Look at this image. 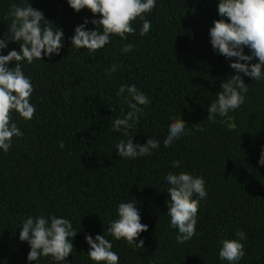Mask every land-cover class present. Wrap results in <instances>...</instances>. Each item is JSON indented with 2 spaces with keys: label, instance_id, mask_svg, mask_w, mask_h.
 <instances>
[{
  "label": "trees",
  "instance_id": "16d2710c",
  "mask_svg": "<svg viewBox=\"0 0 264 264\" xmlns=\"http://www.w3.org/2000/svg\"><path fill=\"white\" fill-rule=\"evenodd\" d=\"M25 2L0 0V39L7 37L12 22L10 5ZM218 2L156 0L144 14L151 21L147 34L140 35L142 21L137 18L135 34L125 40L111 35L109 44L91 53L71 46L69 38L85 18L86 29H95L90 21L99 14L88 8L77 12L67 0H28L54 30L62 29L64 44L59 55L23 62L34 85L30 102L36 111L27 121L12 112L24 135L13 137L7 153L0 149V264H57L51 256L28 261L30 245L19 239L22 220L40 215L72 222L77 234L69 264H97L89 259L85 240L97 234L112 242L119 264H229L218 256L219 241L239 239L237 229L246 239L245 255L236 264H264V165L258 162L264 149V80L241 74L249 88L244 104L227 116L217 115L215 122L207 119L222 81L235 74L230 59L210 42L209 29L221 19ZM128 43L133 49L121 53ZM12 49L19 51V44L9 42L0 54ZM244 51L250 54L248 48ZM113 64L117 70L109 74L106 69ZM124 84H135L151 101L142 106L138 121H130L127 135L123 128H112L117 117L131 111L116 95ZM173 115L188 130L165 147ZM132 137L139 144L152 137L160 147L150 155L122 158L115 145ZM173 161H180V167H172ZM170 171L189 172L206 182L196 234L183 244L176 242L177 229L170 227L167 214L169 185L164 177ZM133 200L141 221L148 224L135 241L143 239V248L107 231L118 219V204Z\"/></svg>",
  "mask_w": 264,
  "mask_h": 264
},
{
  "label": "clouds",
  "instance_id": "9594fccd",
  "mask_svg": "<svg viewBox=\"0 0 264 264\" xmlns=\"http://www.w3.org/2000/svg\"><path fill=\"white\" fill-rule=\"evenodd\" d=\"M70 7L79 12L88 8L91 12L99 14L98 19L90 22L96 25L95 29L88 30L86 25L89 19L74 29L70 37L71 46L78 49H87L91 53L109 44L111 35H118L121 40L133 35L136 29L133 22L139 18L142 21L140 35L144 36L151 30V21L145 19L144 14L151 12L156 6V0H67ZM218 14L221 19H216L209 29L210 42L213 50L230 59V68L235 74H230L221 83V91L216 94V99L208 105L207 119L215 122L216 116H227L230 111L238 109L245 102L249 91L243 75L255 81L264 80V0H219ZM8 15L12 22L8 26V35L0 39V52L8 47L9 42L19 44V51L9 50L6 55L0 54V149L7 153L12 145L13 137L20 138L24 133L12 120L15 111L24 120H31L36 111L35 105L30 100L34 91L31 78L25 76L23 62L28 64L34 60H43V56L59 55L64 44V33L58 27L54 30L49 19L43 12L32 7L28 0L25 3L10 5ZM226 17L227 19H224ZM53 23V22H52ZM131 43L121 48V53L133 49ZM248 48L250 54L244 49ZM235 58L234 60L231 58ZM258 62L249 63L253 59ZM15 62L14 67H9L10 62ZM118 65L113 64L106 69L109 74L117 70ZM127 93L125 96L124 94ZM128 102L131 109L123 118L117 117L112 128L116 131L133 127L132 122L139 120V114L144 112V107L150 104L148 96L137 88L135 84L121 85L116 93ZM186 122L173 115L164 138V146L170 147L181 135L186 134ZM197 131H203L196 124ZM60 147L64 143L60 142ZM116 152L122 158L136 159L150 155L153 149L160 147L158 140L149 137L144 144L135 143L132 138L121 139L115 145ZM259 164L264 165V149L261 150ZM180 161H173L172 167L179 168ZM169 185L167 192V214L170 217V227L177 229L176 242L183 244L196 234L197 216L200 200L207 198L205 180L202 176L181 171L174 174L171 171L164 177ZM195 197V198H194ZM136 200L120 202L117 207L118 219L112 220L108 227V234L114 239H124L137 248H143L144 240L136 239L143 231H147L148 224L141 221L140 210L135 206ZM19 239L30 245L27 254L28 261H37L40 257L51 256L53 261L69 264L67 258L74 249L73 238L77 231L72 222L64 217L50 215L45 217L28 216L22 220ZM239 239L223 238L219 241L221 247L218 256L229 264H236L244 255L246 239L243 230L237 229ZM85 240L90 246L87 251L89 259L104 264H119V256L112 251V242L103 234L86 235Z\"/></svg>",
  "mask_w": 264,
  "mask_h": 264
}]
</instances>
